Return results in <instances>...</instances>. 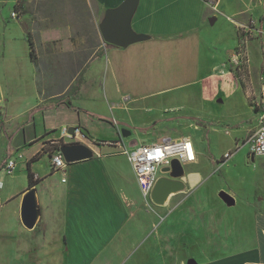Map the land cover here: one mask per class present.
Listing matches in <instances>:
<instances>
[{
  "label": "crops",
  "instance_id": "0c3cea01",
  "mask_svg": "<svg viewBox=\"0 0 264 264\" xmlns=\"http://www.w3.org/2000/svg\"><path fill=\"white\" fill-rule=\"evenodd\" d=\"M122 1L0 0V264H112V256L123 254L125 248L132 250L140 237L145 221L140 214L141 193L126 156L117 145H96L91 146V158L55 170L49 144L64 127L79 128L87 146L110 140L132 147L163 137L189 136L196 153V160L189 163L196 166L193 174L185 175L184 189L173 193H178L176 200L169 202V195L157 205L164 228L148 233L144 240H154L150 246L163 256L161 264H264V186L258 201L249 205L252 233L241 230L238 236L224 230L230 244L208 246L206 261L181 257L188 242L194 243L198 228L193 226L199 213L195 202L180 200L185 197L181 193L194 190L202 179L197 169L200 147L190 133H201L198 115L165 116L175 120L178 130L151 137L132 133L133 127L125 125L120 114L116 113L120 119L108 115L109 110L126 109L135 100L163 93L175 98L184 85H203L227 75L231 52L245 40L247 54L252 42L257 46L260 63L252 76L248 58L236 81L227 80L231 87L227 96L241 91L257 120L254 103L263 87L264 42L257 30H264V21H259L263 0H248L250 4L237 11L236 40L223 61H217V39L209 30L221 14L219 0H138L130 26L144 38L124 47H106L99 24L105 12ZM13 10L17 17L11 16ZM249 18L259 24L250 29V37L241 39L238 27ZM28 33L37 65L29 56ZM170 106L163 111L177 110ZM106 119L115 125V135L88 131V125L97 127V121ZM157 121H148L143 128L148 130ZM255 124L250 121L239 129L242 138L235 137V145L243 143ZM9 159L15 161L11 173L3 169ZM28 173L36 182L31 188ZM30 189L38 215L34 226L27 228L20 210ZM211 219L216 221L214 216Z\"/></svg>",
  "mask_w": 264,
  "mask_h": 264
},
{
  "label": "rangeland",
  "instance_id": "374dc122",
  "mask_svg": "<svg viewBox=\"0 0 264 264\" xmlns=\"http://www.w3.org/2000/svg\"><path fill=\"white\" fill-rule=\"evenodd\" d=\"M219 1L218 12H221L222 15H217V19L209 27V30L211 31V37L217 39L218 45L214 44L219 56L217 61H223L226 59L227 49H230L236 40L234 21L239 18L237 11L244 9L247 3L250 4V2L248 0ZM5 9L8 10V7ZM257 24H259V21L249 18L245 25L238 27L239 37L241 39L250 37V29L257 26ZM261 25L263 26V24ZM262 45L264 50V42ZM248 58L250 73L255 76L257 65L260 63V53L254 42L248 47ZM228 69L230 73L227 75L208 79L203 85H184L175 98H170L169 93L155 94L146 99L129 103V107L126 109L108 111L110 117L118 118L120 116L123 118L122 121L125 125L133 127L131 128L132 133L136 131L139 133L138 135H149L150 137L151 135H173L178 128L175 120L169 119L171 116L183 113L199 116L197 119L201 133L192 131L190 133L194 142L200 147L201 154L198 157L197 169L202 173V179L194 190L181 193L185 197L180 200L195 202L194 209L199 212L193 223L194 227H198L196 228V239L192 240V242L194 241L193 244L188 242V247L184 250L185 252H182L181 257L193 258L200 262L206 261L208 258L207 254L211 252V248L208 249V246L218 248L224 242L225 247H227V243L230 244L231 238L227 240L223 233L224 230H228L231 234L237 232L238 236L241 230L247 234L252 233V209L249 205L253 206L258 201L264 186L262 177L264 158L254 156L252 159L246 144L239 142L235 145L234 143L235 137L242 138L239 129L241 130L243 126H247L250 121L255 122L256 118L241 91L232 92L230 96H227L231 90L227 80L230 83L235 82L238 76L233 66L229 65ZM261 84L264 89V75ZM256 103L257 101L254 103L255 107ZM170 105L176 107L177 110L163 111L167 107V109H170ZM116 113L120 115L117 117ZM161 116L163 117L160 118ZM156 119H158L156 124L148 130L143 128L148 121ZM210 122L214 124L208 125ZM111 123L112 121L108 119L97 121V127L91 124L92 126L88 125L87 129L100 135H115V125ZM228 151H231L229 158L222 163H218L224 153ZM125 165L127 166L126 163ZM194 167L196 166L193 164H183L182 181L185 175L193 174L191 171L195 169ZM197 188L198 190L195 192ZM220 191H225L233 196L235 204L230 207L226 206L219 197ZM177 194H171L168 199L169 202L176 200ZM140 204V214L145 221L141 224L142 227L139 230L140 237L136 238V242L132 247L135 253L131 249L125 248L123 254L112 256V264H161L163 256L150 246L154 240L152 238H145L144 240V237L148 233H157L164 228L162 226L165 223L160 227L157 204H154L151 200H144L142 196ZM213 216L216 218L215 222L211 219ZM147 218L151 219L149 223H147ZM208 235L209 238L206 237ZM141 241H144V244L139 247Z\"/></svg>",
  "mask_w": 264,
  "mask_h": 264
},
{
  "label": "built area",
  "instance_id": "2783aa9c",
  "mask_svg": "<svg viewBox=\"0 0 264 264\" xmlns=\"http://www.w3.org/2000/svg\"><path fill=\"white\" fill-rule=\"evenodd\" d=\"M12 17H17V10L11 12ZM257 33L264 39V30L258 29ZM245 40L238 44L229 56L230 66L236 71H245L248 63V54L246 51ZM264 75V66L262 69ZM257 120L255 126L246 134L243 144L248 146L250 156H261L264 158V89L260 88L259 98L256 103ZM1 118V111H0ZM86 136L77 127H74L73 133H69L68 128L64 127L59 131V137L50 141L52 145L49 151L52 168L62 169L66 162L60 151V146L66 143H83ZM85 144V143H83ZM87 145V144H85ZM96 145H117L120 153L124 154L131 166L135 181L139 187L141 196L144 200H151L150 194L155 182L160 176L168 175L162 168L171 165V161L176 159L183 166L184 163H191L196 160V153L193 142L189 136L180 138L163 137L158 141L142 143L136 146L127 147L124 144L116 143L110 140L96 142L91 141L90 146ZM231 151L224 153L220 160L222 162L229 158ZM221 162V163H222ZM15 167V161L9 159L3 169L11 173Z\"/></svg>",
  "mask_w": 264,
  "mask_h": 264
},
{
  "label": "water",
  "instance_id": "95a60500",
  "mask_svg": "<svg viewBox=\"0 0 264 264\" xmlns=\"http://www.w3.org/2000/svg\"><path fill=\"white\" fill-rule=\"evenodd\" d=\"M137 2L138 0H123L116 8L105 12L99 24L100 34L105 43L124 47L144 38V35L134 32L130 26V20L136 9ZM68 131L73 133L74 127H69ZM123 135L126 134L124 133ZM60 151L66 163L88 159L93 156L91 148L79 142L62 144ZM162 171L167 172L168 175L160 176L157 179L150 194L151 201L157 205L164 204L169 195L182 191L185 187L181 179L184 169L178 160L173 159L171 165L163 167ZM219 197L228 206L235 203L234 197L225 191H220ZM37 215L38 207L35 193L33 189H30L24 194L21 203L20 216L23 225L27 228L33 227Z\"/></svg>",
  "mask_w": 264,
  "mask_h": 264
},
{
  "label": "trees",
  "instance_id": "16d2710c",
  "mask_svg": "<svg viewBox=\"0 0 264 264\" xmlns=\"http://www.w3.org/2000/svg\"><path fill=\"white\" fill-rule=\"evenodd\" d=\"M262 4H263V9H264V0L262 1ZM259 21L260 22L264 21V11H263V14L261 15V17L259 18ZM26 40H27L28 45H29V56H30V59H31V61H32V63L34 65H37V57H36V53H35V49H34V44H33L32 40L30 38V34L29 33L26 35ZM105 46L106 47H113V45L108 44V43H105ZM262 55H263V59H262L261 65H260V73L261 74L263 72L262 69H263V66H264V50L263 49H262ZM256 109L257 108L255 107V110ZM212 124H214V123H212V122L209 123V125H212ZM51 146L52 145L49 144L50 148H51ZM49 151H50V149H49ZM221 162H222V160H220L218 163H221ZM32 177L33 176L30 173H28V187L29 188H31L36 183V182L33 181Z\"/></svg>",
  "mask_w": 264,
  "mask_h": 264
}]
</instances>
